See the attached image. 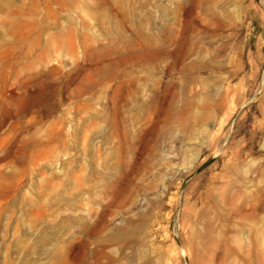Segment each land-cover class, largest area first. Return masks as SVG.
Returning a JSON list of instances; mask_svg holds the SVG:
<instances>
[{"label":"rangeland","instance_id":"obj_1","mask_svg":"<svg viewBox=\"0 0 264 264\" xmlns=\"http://www.w3.org/2000/svg\"><path fill=\"white\" fill-rule=\"evenodd\" d=\"M0 264H264V0H0Z\"/></svg>","mask_w":264,"mask_h":264}]
</instances>
